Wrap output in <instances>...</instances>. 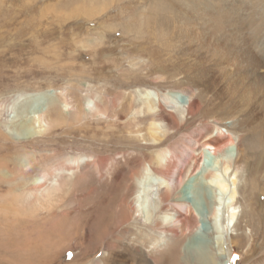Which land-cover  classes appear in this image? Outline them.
Returning <instances> with one entry per match:
<instances>
[{
  "label": "rangeland",
  "instance_id": "rangeland-1",
  "mask_svg": "<svg viewBox=\"0 0 264 264\" xmlns=\"http://www.w3.org/2000/svg\"><path fill=\"white\" fill-rule=\"evenodd\" d=\"M188 88L201 109L173 130L147 118L137 95L140 89ZM123 92L131 94V105L119 104L126 101ZM16 93L20 101L4 107ZM89 99L100 100L105 115H94ZM50 102L60 113L49 128L32 116L33 108ZM0 103V162L6 163L0 195L8 186L20 193L21 183L29 189L60 157L79 160L72 177L47 181L60 187L50 196L60 201L0 209V264H158L153 246L136 237L140 227L124 231L129 210L124 203L125 214L120 211L126 194L114 176L129 159L155 156L157 146L173 144L202 122L242 127L235 142L251 143L246 168L253 172L246 177L252 189L237 204L238 220L242 210L264 211L257 205L264 195L254 197L264 193V0H0ZM28 120L34 133L27 137L21 128ZM25 159L29 165L20 163ZM100 159L111 165L98 166ZM156 179L146 183L149 194ZM151 194L147 215L157 205ZM18 209L21 224L12 220ZM226 217L223 205L219 226L203 219L198 231L182 238V244L192 241L179 254L183 264L200 261L203 243L220 254V240L227 250L230 234H250L236 220L241 228L231 222L221 236Z\"/></svg>",
  "mask_w": 264,
  "mask_h": 264
},
{
  "label": "bare ground",
  "instance_id": "bare-ground-1",
  "mask_svg": "<svg viewBox=\"0 0 264 264\" xmlns=\"http://www.w3.org/2000/svg\"><path fill=\"white\" fill-rule=\"evenodd\" d=\"M97 37L98 40L102 39L100 38L102 33H99ZM95 41L97 42V38ZM93 42L90 41L88 46ZM186 91L140 89L137 95L141 100L140 103L147 118L152 121H159L166 125L169 130H173L178 129L187 116H196L201 109L197 97L190 92L189 88ZM123 93L126 101L122 100L119 104L131 105V94L128 93L126 95V92ZM21 98L22 96L17 93L10 95L9 98L7 97L3 101V105L4 107L13 106ZM88 101L92 103L91 110L94 115H105V109L102 108L100 100L89 99ZM0 110H2V107ZM33 111H37L32 116L33 119L39 123L44 122L47 127L49 125V128L51 126L50 121H56V115L60 113L54 102H50L47 107L43 106L39 110L33 108ZM117 117H122V115L119 113ZM30 123L32 124V121L28 120L22 125L21 135L28 137L29 134L34 133L29 127ZM217 123H200L191 134L182 135L173 144L163 147L157 146L158 150L155 156L129 159L122 170L114 176L115 182L117 185L122 184V189L126 194L121 200L120 211L125 214L124 203L129 210L127 212L128 215L125 214L124 219L121 220V223L126 224L124 231L128 232L131 225L140 227L138 231L140 233L136 237L144 245L151 244L153 246V258L156 263L159 262L158 264H183L179 254L182 248L183 252H188L192 241L182 244V238L198 231L200 229V220L203 219L207 221L213 220L215 225L219 226L218 217L223 205H225L227 217L226 221H222L223 228L220 232L217 230L218 233L221 236L225 233L227 237V228L234 221L233 226L236 227V230L242 226L240 222L236 224V220H238L236 208L240 202V197L252 189L251 184L246 179L247 175L253 172V168H250L251 166L248 170L246 168L248 165L246 152L250 150L251 143H244L246 145H241L242 143H240V147H243L240 149L235 142V138L240 136L242 127L234 128L231 125L232 121L220 122L219 125ZM24 125L27 126L24 128ZM123 125L127 128L131 123ZM223 126L226 127V131L221 130ZM148 134L152 139L160 140V136L155 135L152 131H149ZM158 145L161 146V143ZM77 158L75 156L74 158L71 156L60 157L57 163L48 167L43 174L41 173L42 175L40 174L41 176H37L29 189L22 187L23 183L20 182V193H16L15 188L13 190L12 186H8L7 194L0 195V209L8 205L16 206L22 202L30 203L38 199H43L47 202L49 199L60 201L62 197L61 199L56 196L50 198L51 193L60 187L54 188L53 185L55 183L50 185L47 181L56 182L64 175L69 178L72 177V174L79 166ZM109 161L110 159H100L97 164L98 166L106 167L110 163ZM20 163L26 166L30 164V161L27 160L25 163ZM18 164L16 161L14 166ZM5 165V161L2 159L0 168L5 167ZM5 169L10 171L7 168ZM21 169L17 168V171ZM152 176H156L157 179L155 181V192H152L153 195L150 194L153 198L154 195L157 198V205L154 212L151 215H147L143 210L147 199L150 197V194L146 191V183L150 181ZM258 193L264 195L263 192H257L254 195L255 200L258 197ZM8 194H13L12 201L6 200ZM257 205L264 209V203L263 205ZM15 213H18L17 220H12L19 223L23 215L19 212V209L12 212V214ZM4 215L2 218L5 220L7 215ZM238 221H244L243 226L249 228V235L244 232H237L234 235L230 234L229 242L232 246L228 245L229 249L227 250H224L220 240V254H217L209 245L203 243L199 257L200 261L194 264H264V211L260 209L256 212L254 209L249 211L242 210ZM245 246L248 247L242 253L241 249ZM256 246H259L257 253ZM251 253L255 255L251 257ZM97 261L93 260V263H98L99 261Z\"/></svg>",
  "mask_w": 264,
  "mask_h": 264
}]
</instances>
